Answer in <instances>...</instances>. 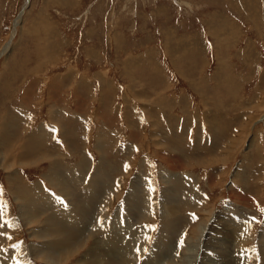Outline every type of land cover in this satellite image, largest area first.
Returning <instances> with one entry per match:
<instances>
[{
    "label": "rangeland",
    "instance_id": "374dc122",
    "mask_svg": "<svg viewBox=\"0 0 264 264\" xmlns=\"http://www.w3.org/2000/svg\"><path fill=\"white\" fill-rule=\"evenodd\" d=\"M27 1L0 0V264L118 263L129 237L126 264H262L264 0Z\"/></svg>",
    "mask_w": 264,
    "mask_h": 264
},
{
    "label": "bare ground",
    "instance_id": "6f19581e",
    "mask_svg": "<svg viewBox=\"0 0 264 264\" xmlns=\"http://www.w3.org/2000/svg\"><path fill=\"white\" fill-rule=\"evenodd\" d=\"M29 2V0L27 1V3ZM19 22H20V20H19ZM18 23V22H17ZM20 24V23H19ZM18 24V25H19ZM18 25H16V27L18 26ZM171 43V42H170ZM5 50H8V47H7V49H5ZM3 51V50H2ZM172 53V52H171ZM1 54V53H0ZM176 56V55H175ZM176 61V60H175ZM158 108V107H157ZM169 109V108H168ZM55 116V115H54ZM53 116V117H54ZM56 119V118H55ZM58 124H59V122H58ZM6 132H8V131H6ZM6 134V133H5ZM9 134H10V132H9ZM52 134V133H51ZM40 135V134H39ZM45 137V136H44ZM4 139V138H3ZM43 139V138H42ZM36 140V139H35ZM32 141V140H31ZM236 141V140H235ZM235 141H233L232 142V144H234V142ZM10 142V141H9ZM40 142V141H39ZM24 143V142H23ZM36 143V142H35ZM45 144V143H44ZM72 144V143H71ZM24 145V144H23ZM33 144H31V146H32ZM37 146L38 145H42L43 147H45L44 145H43V142H42V144H36ZM28 146H30L29 144H28ZM41 146V147H42ZM10 147V146H9ZM233 147H235V146H233ZM26 148V147H25ZM29 148V147H28ZM28 148H26V149H28ZM33 148V147H32ZM37 148H39V147H37ZM36 148V146L34 147V150L35 149H37ZM7 149H9V148H7ZM23 149H24V147H23ZM25 149V150H26ZM31 149V148H30ZM227 149H228V147H227ZM236 149V148H235ZM21 150V149H20ZM32 150V149H31ZM31 150H29L30 152H33V151H31ZM40 150H42V149H40ZM10 151V150H9ZM15 151V150H14ZM28 151V152H29ZM24 152V151H23ZM38 152H39V150H38ZM41 152V151H40ZM39 152V153H40ZM234 152V151H233ZM232 152V153H233ZM25 153V152H24ZM34 153H36L35 151H34ZM42 153V152H41ZM45 153V152H44ZM14 155V154H13ZM22 155V154H21ZM28 155V154H27ZM48 155V154H47ZM73 155V154H72ZM11 156V157H10ZM33 156V155H32ZM34 156H36V155H34ZM44 156H45V154H44ZM28 157V156H27ZM11 158H12V155H8V153H7V155H5V156H3L2 158L0 157V164L2 165V167L4 166V168H12L14 165H16V162L13 160V163L12 164H9V161L11 160ZM34 158H37V157H34ZM31 159V158H30ZM33 159V158H32ZM39 159V158H38ZM34 160V159H33ZM36 160V159H35ZM34 160V161H35ZM3 161H4V163H5V165H4V163H3ZM28 161H30V160H28ZM38 160H36L35 162H33V163H30L31 165H35V163L37 162ZM225 161V160H224ZM53 162H51V164H52ZM8 164V165H7ZM56 164V163H55ZM21 165V164H20ZM53 165V164H52ZM57 165V164H56ZM54 166V165H53ZM58 167H59V163H58ZM60 170H61V168H59ZM58 168H57V166L54 168V167H52V171L50 172V174H53V175H56V176H58L59 174H60V170H59ZM81 169V168H80ZM59 170V171H58ZM63 171V170H62ZM100 171V170H99ZM78 172V171H77ZM79 173V172H78ZM88 173V172H87ZM65 174V173H64ZM76 176H77V174H76ZM59 177V176H58ZM69 177V176H68ZM19 178V177H18ZM86 178V177H85ZM13 180H14V177L12 178ZM11 179V180H12ZM12 180V181H13ZM15 180H16V178H15ZM58 180H59V178H58ZM65 180V179H64ZM137 180V179H136ZM139 180V179H138ZM12 181L10 182L11 184H12ZM17 181V180H16ZM69 181V180H68ZM67 181V182H68ZM96 181V180H95ZM164 181V180H163ZM60 182V181H59ZM16 184H18V185H20V188L22 189V190H25V185H23L22 183H21V181H20V178H19V180L17 181V183ZM55 184V183H54ZM13 185V184H12ZM133 185V184H132ZM137 185V184H136ZM67 186V185H66ZM27 188V187H26ZM93 188L95 189V186L93 185ZM93 188L91 187V189L93 190ZM133 188V187H132ZM135 188V187H134ZM139 188V187H138ZM14 189H15V185H14ZM65 189V188H64ZM96 190V189H95ZM133 190L134 189H132V192H133ZM94 191V190H93ZM94 193V192H93ZM167 193V192H166ZM75 194V193H74ZM92 194V193H91ZM98 194V193H97ZM132 194V193H131ZM168 194V193H167ZM166 194V195H167ZM28 195H29V192H25V197H26V201H28V199H29V197H28ZM96 195V194H95ZM133 195V194H132ZM94 196V195H93ZM82 198V197H81ZM132 198V197H131ZM134 198H135V196H134ZM166 198H167V196H166ZM82 199H84V198H82ZM93 199V198H92ZM73 200V199H72ZM134 200V199H133ZM165 200V199H164ZM21 201V200H20ZM137 201V200H136ZM172 201V200H171ZM111 202V201H110ZM21 203H22V216L24 217V215H26L27 214V217H29V218H27V221H28V223H32V221L34 220L35 221V217L36 216H38L39 214H41L40 212V209H39V207L38 206H35L34 204H31L30 203V201H28L27 202V204H26V206L23 204V202L21 201ZM133 203H135V202H133ZM139 203H141V202H139ZM138 202H136L135 203V205H137V206H139L140 204H139ZM167 203V202H166ZM172 203V202H171ZM173 203H174V201H173ZM177 203V202H176ZM90 204V203H89ZM95 204H97V203H95ZM20 205V204H19ZM85 205H87V204H85ZM173 205V204H172ZM78 206H80L79 204H78ZM88 206V205H87ZM90 206H93V205H90ZM95 206V205H94ZM170 206V205H169ZM50 207V206H49ZM96 207H98L97 205L95 206V208ZM171 208H173V207H171ZM70 209H71V207H70ZM77 209H79V212H78V216H80L81 217V215H85V213H84V210H82V208H80V207H77ZM72 210H74V209H72ZM25 211V212H24ZM91 211V210H90ZM132 211V210H131ZM24 212V213H23ZM87 212V211H86ZM93 212V211H92ZM91 212V213H92ZM75 213H77V212H75ZM89 213V212H88ZM90 214V213H89ZM69 215V214H68ZM68 215H66V216H68ZM65 216V217H66ZM94 216V215H93ZM26 217V216H25ZM34 217V218H33ZM79 217V218H80ZM76 218V217H75ZM78 218V219H79ZM71 219H72V217H71ZM74 219V218H73ZM73 219H72V221H73ZM85 219V218H84ZM220 219H222V218H220ZM75 220V219H74ZM86 220V219H85ZM223 220V219H222ZM241 220V219H240ZM26 221V222H27ZM82 221V220H81ZM88 221V220H87ZM218 221V220H217ZM49 222V221H48ZM75 222V221H74ZM204 222V221H203ZM219 222V221H218ZM27 223V224H28ZM36 223V222H35ZM59 223V222H58ZM70 223V222H69ZM83 223V222H82ZM81 223V224H82ZM95 223V222H94ZM228 223H229V229H228V233H227V235H228V238L230 239V241H228V242H231V240L233 239L234 241H237L236 243L238 244V245H241V246H244L245 245V242L247 243L248 242V240H250V238L248 237V235L250 234V232H251V227H250V229H249V227H248V225L246 226V227H244V225L240 222V221H238L237 219H235V217H231L229 220H228ZM57 224V223H56ZM64 224H66V223H64ZM99 224V223H98ZM224 224H226V223H224ZM249 224V223H248ZM59 225V224H58ZM74 225V224H73ZM200 225V224H199ZM214 225V224H213ZM220 225V224H219ZM206 226V225H205ZM205 226L203 227L202 226V228H201V234H203L204 232H205ZM218 226V225H217ZM47 227H49V226H47ZM67 227H68V225H67ZM78 227V226H77ZM111 227V226H110ZM63 228V227H62ZM66 228V227H65ZM72 228H73V226H72ZM198 228H200V227H198ZM48 229V228H47ZM50 229H53V227L52 228H50ZM74 229V228H73ZM86 229V228H85ZM227 229V228H226ZM49 230V229H48ZM75 230V229H74ZM52 231H54V230H52ZM52 231H45V233H47L50 237H53L55 234L52 232ZM78 231V230H77ZM112 231V230H111ZM170 230L169 229H167L166 228V230H165V234L166 233H168ZM211 231V230H210ZM219 231V230H218ZM224 231V230H223ZM56 232H58V230L56 231ZM68 232H69V230H68ZM119 232V231H118ZM136 232V231H135ZM192 232V231H191ZM220 232V231H219ZM227 232V231H226ZM38 233V232H37ZM81 233V232H80ZM84 233V232H83ZM170 233V232H169ZM193 234H194V232H193ZM205 234V233H204ZM41 235V234H40ZM77 235H78V232H77ZM77 235L75 234V233H73V232H69V234H66V235H64V241H62V242H56L57 244H55V248L56 249H60V251L61 252H64V251H66L67 253H70V248L71 247H73L74 249H75V247L76 246H74L77 242H75V239H76V237H77ZM80 235V234H79ZM121 235H122V233H121ZM209 235V234H208ZM211 235V234H210ZM218 235H219V233H218ZM43 236H45V235H43ZM217 236V235H216ZM220 236V235H219ZM250 236H252V235H250ZM46 237V236H45ZM80 237V236H79ZM123 237H124V235H123ZM162 238H165V239H167V237L165 236L164 237V235H162L161 236ZM253 237V236H252ZM130 238V237H129ZM129 238H123L122 240H120V238H118L117 240H115V239H112V238H110L108 241H110V242H106V244H107V246L106 247H109L111 250H112V252L114 251H118L117 253H118V256L117 255H115V256H117L118 257V263L119 264H126V263H124V261H126V258H124L122 255H126V256H129V255H132L133 253H134V251L136 250V248H138V247H135V245H136V241H135V238L134 239H132L131 241H128L129 240ZM205 238V237H204ZM210 238V237H209ZM212 238H214V237H212ZM220 238H221V236H220ZM232 238V239H231ZM38 239V238H37ZM53 240L52 241H54V237L52 238ZM57 239H59V238H57ZM81 239H83V238H81ZM164 239V240H165ZM170 239V238H169ZM260 243H261V245H260V250H261V259H262V264H264V232L263 233H261V235H260ZM49 240V239H48ZM163 240V239H162ZM195 240V239H194ZM213 240V239H212ZM212 240H210V241H212ZM204 241H205V239H204ZM219 241V240H218ZM86 242V241H85ZM171 243L173 242V238H172V240L170 241ZM198 242H200V241H198ZM209 242V241H208ZM215 242H216V240H215ZM41 243V242H40ZM102 243V242H101ZM100 243V244H101ZM139 243V242H138ZM201 243H202V240H201ZM99 244V245H100ZM106 244H104V245H106ZM120 244H122L123 246H121L120 247ZM161 244V243H160ZM167 246H164L163 248H167V247H171L170 246V244H167V243H165ZM204 244V243H203ZM208 244V243H207ZM218 244H220V242L218 243ZM235 244V243H234ZM50 245V244H49ZM78 245V244H77ZM177 245V244H176ZM176 245H174L175 246V248L177 247ZM185 245H187V244H185ZM195 245V244H194ZM214 245V244H213ZM35 246V245H34ZM98 246V245H97ZM198 246V245H197ZM205 246H207V245H205ZM209 246H210V244H209ZM216 246V245H215ZM214 246V247H215ZM220 246V245H219ZM218 246V247H219ZM240 246V247H241ZM38 247V246H37ZM82 248H83V246H81ZM157 247V246H156ZM199 247H201V246H199ZM199 247H196V245L193 247V249H190L191 251H192V253L193 252H196L198 249L197 248H199ZM213 247V246H212ZM34 248V247H33ZM51 248V247H50ZM158 248V247H157ZM54 249V248H53ZM97 249V248H96ZM103 249V248H102ZM139 249V248H138ZM36 250H38V249H36ZM163 250V249H162ZM186 250V249H185ZM218 250V249H217ZM33 251V250H32ZM56 251V250H55ZM100 251V250H99ZM103 251V250H102ZM37 252V251H36ZM162 252V251H161ZM164 252V251H163ZM188 252V251H187ZM54 254H55V252H53ZM110 253V252H109ZM116 253V252H115ZM182 253V252H181ZM219 253V252H218ZM48 254V253H47ZM46 254V255H47ZM94 254V253H93ZM113 254V253H112ZM158 253H156V254H151V255H153L155 258H157V255ZM224 254V253H223ZM226 254V253H225ZM224 254V255H225ZM39 255V254H38ZM41 255V254H40ZM42 255H43V253H42ZM49 255V254H48ZM58 255V254H57ZM67 255V254H66ZM70 255H71V253H70ZM101 255V254H100ZM103 255V254H102ZM150 255V256H151ZM160 255H161V257H162V254L160 253ZM165 255V254H164ZM163 255V256H164ZM36 256V255H35ZM64 256V255H63ZM74 256V255H73ZM149 256V257H150ZM152 256V257H153ZM183 256V258H184V260L185 261H187V264H192V258H191V255L190 256H186V254L185 255H182ZM238 256V255H237ZM33 257V256H32ZM71 257V256H70ZM102 257V256H101ZM56 258V257H55ZM98 258H99V256H98ZM163 258V257H162ZM161 258V259H162ZM67 259V258H66ZM87 259V258H86ZM109 259V258H108ZM44 260H45V257H44ZM48 260V259H47ZM105 260V259H104ZM104 260H102V261H104ZM107 260V259H106ZM105 260V261H106ZM137 260V259H136ZM159 259H157V260H153V259H150V258H148V261H147V264H159V262H157ZM178 260V259H177ZM57 261V260H56ZM163 261V260H162ZM59 262V261H58ZM65 262V261H64ZM85 262V261H84ZM87 262V261H86ZM132 262V261H131ZM204 262V261H203ZM207 262V261H206ZM205 262V263H206ZM211 262V261H210ZM45 263H46V260H45ZM50 263V262H49ZM63 263V262H62ZM88 263V262H87ZM99 263H100V261H99ZM99 263H97V264H99ZM118 263H116V261H111V264H118ZM177 263V262H176ZM179 263V262H178ZM53 264V263H52ZM61 264V263H60ZM94 264H96V263H94ZM226 264V263H225Z\"/></svg>",
    "mask_w": 264,
    "mask_h": 264
},
{
    "label": "crops",
    "instance_id": "0c3cea01",
    "mask_svg": "<svg viewBox=\"0 0 264 264\" xmlns=\"http://www.w3.org/2000/svg\"><path fill=\"white\" fill-rule=\"evenodd\" d=\"M180 59H182L181 57H179ZM173 60V57H172ZM183 60V59H182ZM176 63L175 59L173 60V64ZM175 65V64H174ZM183 74V73H182Z\"/></svg>",
    "mask_w": 264,
    "mask_h": 264
},
{
    "label": "snow or ice",
    "instance_id": "6c2138e0",
    "mask_svg": "<svg viewBox=\"0 0 264 264\" xmlns=\"http://www.w3.org/2000/svg\"><path fill=\"white\" fill-rule=\"evenodd\" d=\"M2 191H3V190H2V189H0V193H2ZM58 199H59V198H58ZM137 251H139V249H138Z\"/></svg>",
    "mask_w": 264,
    "mask_h": 264
}]
</instances>
